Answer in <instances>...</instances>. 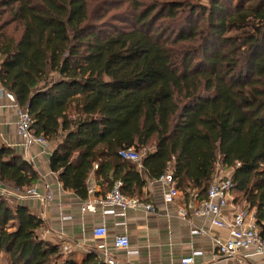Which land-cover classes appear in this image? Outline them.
I'll list each match as a JSON object with an SVG mask.
<instances>
[{
    "label": "trees",
    "instance_id": "trees-1",
    "mask_svg": "<svg viewBox=\"0 0 264 264\" xmlns=\"http://www.w3.org/2000/svg\"><path fill=\"white\" fill-rule=\"evenodd\" d=\"M95 1L0 0V85L54 146L52 172L86 200L97 163L98 178L145 201L147 182L171 172L188 200L234 167L264 239V0ZM104 4L126 7L124 26L97 25ZM129 148L139 161L120 155ZM38 180L0 143V185ZM43 226L1 195L0 264H77ZM84 264L104 263L92 252Z\"/></svg>",
    "mask_w": 264,
    "mask_h": 264
},
{
    "label": "crops",
    "instance_id": "crops-1",
    "mask_svg": "<svg viewBox=\"0 0 264 264\" xmlns=\"http://www.w3.org/2000/svg\"><path fill=\"white\" fill-rule=\"evenodd\" d=\"M17 119L16 108L0 91V143L13 147L34 166L39 174L35 186L41 193L50 189L54 198L46 202L33 197H12L10 200L27 206L39 216L44 221L40 230L43 239L59 244L62 252L70 255L77 264L87 262L92 252L103 261L104 253L97 249V241L93 237V229L101 224H105L108 229V243H112L116 236L125 234L132 247L138 250V254L129 256L126 251L111 247L113 258L121 264L125 261L131 264H181L182 258L196 252V264H264V259L250 255L251 250H242L233 257L221 256L215 238L227 240L228 228L212 224V218L209 217L194 214H190L187 219L179 217V208L191 198L185 200L181 192L178 200L167 204L164 193L168 188L160 180L148 181L142 192V196L149 200L147 202L156 205L157 214L129 209L127 215L122 216L117 208V213H105L107 207L96 202L110 192L111 184L98 178L95 170L89 177L92 192L88 199L82 200L72 190L65 189L58 175L52 172V144H34L28 150L25 149L17 133ZM195 193L198 194V190L191 189V194ZM238 194L242 195L239 191L232 192L230 205L222 211L224 217L231 218L235 209L245 207L243 199H238ZM195 199L201 200L202 197ZM87 204H96V211L87 210ZM251 211L255 215V209Z\"/></svg>",
    "mask_w": 264,
    "mask_h": 264
},
{
    "label": "built area",
    "instance_id": "built-area-1",
    "mask_svg": "<svg viewBox=\"0 0 264 264\" xmlns=\"http://www.w3.org/2000/svg\"><path fill=\"white\" fill-rule=\"evenodd\" d=\"M2 94L14 105L17 110L16 128L18 135L23 140V146L28 150L34 144L43 146L48 145V140L42 135H36L32 128L33 121L29 110L18 105L15 96L0 88ZM120 155L132 161H139L140 154L134 149L129 148L120 151ZM98 168V164L94 165V170ZM234 167L223 169L217 167L214 173L213 180L207 190L205 199L196 200L198 194H191V199L185 201L179 208L178 215L183 219H187L190 214L200 217L212 218V224L220 228H228L229 237L223 241L219 237L215 238V244L221 256L233 257L242 250H251V256H257L264 259V239L261 237V230L256 224L255 215L250 209L239 208L235 209L231 218L223 216V208L230 205V200L234 188L233 175ZM160 181L168 188L164 193V200L167 204L174 203L181 196V191L175 187V180L171 172L166 173L160 178ZM90 179L88 180L89 193L92 192ZM1 194L8 198L33 197L44 202L51 201L54 198L53 191L47 189L45 193H41L34 185L26 189L19 188L12 189L5 186H0ZM10 199V198H9ZM96 203L107 207L105 213H117L116 208L119 209V214L127 215L129 209L143 211L149 214H157L158 208L152 202H147L138 196H128L122 191V182L116 181L110 192L99 199ZM86 209L92 212L96 211V204H87ZM93 237L97 241V249L103 251L105 264H121L111 253V247L115 250H124L127 255L131 256L138 254V250L133 248L129 242L127 235L120 234L116 236L112 243H108V229L105 224L96 226L93 229ZM67 249V248H65ZM198 252L181 259V264H196L195 256ZM123 264H131L125 261Z\"/></svg>",
    "mask_w": 264,
    "mask_h": 264
},
{
    "label": "rangeland",
    "instance_id": "rangeland-1",
    "mask_svg": "<svg viewBox=\"0 0 264 264\" xmlns=\"http://www.w3.org/2000/svg\"><path fill=\"white\" fill-rule=\"evenodd\" d=\"M166 1H170V0H166ZM207 0H202L203 3H206ZM99 2H103L102 0H96L93 3L94 5H98ZM109 5H111V8L109 9ZM97 12L95 13L94 16V21L97 23V25L102 24V27H104L108 32L113 31L114 27H118L121 28L122 26H124V17H125V12H126V7L125 6H117L114 7L112 4H104L102 7H100L98 10H96ZM127 19H125L126 21ZM104 22V23H103ZM219 166V165H218ZM220 168V166H219ZM2 186V185H0ZM237 192V191H236ZM240 193V192H239ZM1 190H0V196H1ZM4 197H6L8 200H10L5 194L3 195ZM238 199H242V195L238 194ZM10 202H12L10 200ZM3 264H7V260L4 257L2 259Z\"/></svg>",
    "mask_w": 264,
    "mask_h": 264
}]
</instances>
